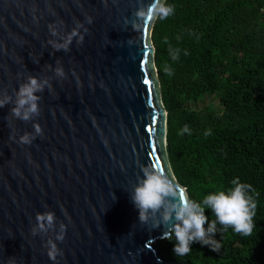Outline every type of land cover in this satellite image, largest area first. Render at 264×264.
I'll return each instance as SVG.
<instances>
[{
    "label": "water",
    "instance_id": "95a60500",
    "mask_svg": "<svg viewBox=\"0 0 264 264\" xmlns=\"http://www.w3.org/2000/svg\"><path fill=\"white\" fill-rule=\"evenodd\" d=\"M140 3L0 0V99L14 100L29 76L48 81L39 116L0 107V264H173L154 245L163 225L140 222L130 198L150 164L188 196L168 157L155 20L139 30L125 23ZM25 134L31 142L21 144ZM46 211L55 232L33 235ZM61 224L53 260L46 243Z\"/></svg>",
    "mask_w": 264,
    "mask_h": 264
},
{
    "label": "trees",
    "instance_id": "16d2710c",
    "mask_svg": "<svg viewBox=\"0 0 264 264\" xmlns=\"http://www.w3.org/2000/svg\"><path fill=\"white\" fill-rule=\"evenodd\" d=\"M167 3L174 13L155 20L152 41L175 177L197 202L239 178L255 190L257 210L251 236L217 222L218 252L194 242L178 257L174 237L157 239L156 251L173 264H264V0ZM207 97L220 106L192 107ZM185 125L190 134L180 135ZM205 214L216 219L211 209Z\"/></svg>",
    "mask_w": 264,
    "mask_h": 264
},
{
    "label": "clouds",
    "instance_id": "9594fccd",
    "mask_svg": "<svg viewBox=\"0 0 264 264\" xmlns=\"http://www.w3.org/2000/svg\"><path fill=\"white\" fill-rule=\"evenodd\" d=\"M174 13V6L167 3V0H152L145 4L141 0L139 8L135 11L133 20H126L131 23L134 29L139 30L149 20L167 19ZM55 34V33H54ZM167 42V41H165ZM179 50L173 51L170 48L172 59H178ZM187 54V53H186ZM167 75H172V70L165 65ZM58 76H63L61 68L55 69ZM48 84L47 80H38L29 76L26 82L19 86L15 93V99L6 93L0 99V107L9 103L14 104L11 109L18 119L29 121L39 116V97L37 93L42 92ZM36 135L42 134L38 124H34ZM190 134L187 125L180 131V135ZM210 133H206L208 135ZM35 137H33L34 139ZM21 144L30 143L29 135L25 134L20 138ZM143 175L138 178L137 183L130 192V198L139 211V221L147 223L153 221L152 228H160L163 225L165 231L162 238L172 241L175 245L173 252L178 257L188 255L191 245L199 242L201 245L210 247L218 252L221 245L214 238L217 233V222L224 227H231L235 233L251 236L255 227L254 217L256 216L257 202L254 198V189L249 183H242L239 178L232 181L233 187L220 189L206 195L202 202L189 198L183 191L179 190L177 184L169 178L165 171L157 165L150 164L142 166ZM206 209H211L216 219L209 223ZM36 225L33 227V235L38 233L47 234L50 230H56V217L52 211L37 213ZM207 225V227H206ZM64 225L56 234L55 240L49 239L46 247H49V256L55 259L58 253L56 240L63 241Z\"/></svg>",
    "mask_w": 264,
    "mask_h": 264
},
{
    "label": "rangeland",
    "instance_id": "374dc122",
    "mask_svg": "<svg viewBox=\"0 0 264 264\" xmlns=\"http://www.w3.org/2000/svg\"><path fill=\"white\" fill-rule=\"evenodd\" d=\"M210 103H214L216 106H220V102L218 101V99L207 97L203 101L192 105V107L193 108H201V107L206 106V105H208Z\"/></svg>",
    "mask_w": 264,
    "mask_h": 264
},
{
    "label": "snow or ice",
    "instance_id": "6c2138e0",
    "mask_svg": "<svg viewBox=\"0 0 264 264\" xmlns=\"http://www.w3.org/2000/svg\"><path fill=\"white\" fill-rule=\"evenodd\" d=\"M145 83H148V81H145Z\"/></svg>",
    "mask_w": 264,
    "mask_h": 264
}]
</instances>
